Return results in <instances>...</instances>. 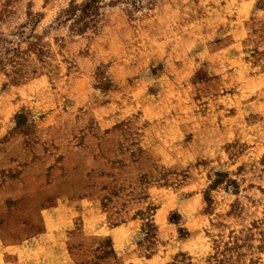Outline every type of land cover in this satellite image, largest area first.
Returning <instances> with one entry per match:
<instances>
[{"label": "rangeland", "instance_id": "rangeland-1", "mask_svg": "<svg viewBox=\"0 0 264 264\" xmlns=\"http://www.w3.org/2000/svg\"><path fill=\"white\" fill-rule=\"evenodd\" d=\"M0 0V264H264V0Z\"/></svg>", "mask_w": 264, "mask_h": 264}, {"label": "trees", "instance_id": "trees-1", "mask_svg": "<svg viewBox=\"0 0 264 264\" xmlns=\"http://www.w3.org/2000/svg\"><path fill=\"white\" fill-rule=\"evenodd\" d=\"M96 0H86L84 3L80 5H71L68 9H66L63 13L66 18L71 17L75 14V12L79 11L80 18L83 19L84 17L88 16L89 12L94 13L96 7H94Z\"/></svg>", "mask_w": 264, "mask_h": 264}]
</instances>
